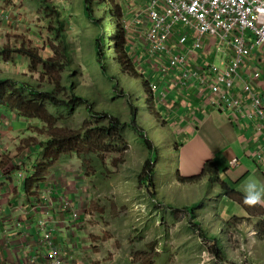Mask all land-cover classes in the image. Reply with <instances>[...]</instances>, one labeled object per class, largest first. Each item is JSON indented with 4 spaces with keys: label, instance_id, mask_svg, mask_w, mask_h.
<instances>
[{
    "label": "rangeland",
    "instance_id": "rangeland-1",
    "mask_svg": "<svg viewBox=\"0 0 264 264\" xmlns=\"http://www.w3.org/2000/svg\"><path fill=\"white\" fill-rule=\"evenodd\" d=\"M49 1L57 6L64 16L71 52L79 67L77 92L96 101L94 104L97 111H108L123 121L130 120L135 106L140 126L149 132L148 136L159 147V198L156 202L148 195L145 185L139 183V177L145 176L143 168L148 158V150L134 131L124 130L121 140L107 145V148H110L108 154L101 152L87 157L86 162L90 167H104L108 173V177L87 178L90 197L84 199L86 204L79 206L84 214L89 216L86 220L88 227L83 234L88 238L90 263L229 264V261L219 260L211 252L213 242L207 238L216 237L221 240L224 251L236 252L246 257L241 259L242 264H259L256 258L264 254V235L257 230L263 221L262 215L255 216L257 213H251L248 218H242L247 219L246 221H231L227 225L225 220L228 217L218 210L219 203L214 198L204 200V194L210 192L203 181L190 185L178 182L177 175L180 173H176L177 159L171 155L165 156L171 154L173 147L166 146V142L161 139L162 136L167 138L169 135L163 116L154 102L146 105L138 81L123 73L119 74L118 64L112 56V44L105 45L109 49L111 47L105 65L109 74L120 78L116 88L101 71L95 47L100 30L86 19L82 12L85 11L86 0ZM115 3L121 4L119 0H115ZM97 4L93 3L94 17L101 20L105 7ZM0 6L13 17V22L7 25L10 30L8 38H0V47H24L45 59L54 55L52 47L58 43L49 28H54L55 25L40 8L37 9L32 0H3ZM109 31L106 30V36ZM31 65L32 61L22 54H14L7 59L0 57V77L26 75L27 79L34 76L33 82L39 81L43 68L39 65L38 69L33 71ZM54 114L59 121L50 126V129L36 120L41 142L48 140L52 128L72 131L94 124L85 105L71 111L56 110ZM73 158L75 157L70 159ZM57 167L60 168L59 165ZM75 168L77 164L72 170ZM235 190L237 191L236 187ZM213 193L217 194L216 189ZM198 201L204 202L206 211L201 217L193 220L183 208ZM72 206L76 211L74 204ZM237 213V210L232 211L235 216ZM72 218L76 220L79 216ZM196 223L199 227L193 226ZM226 233L230 236V242H226L227 239L223 236ZM204 238L206 240H203ZM250 252L253 254H249Z\"/></svg>",
    "mask_w": 264,
    "mask_h": 264
},
{
    "label": "crops",
    "instance_id": "crops-1",
    "mask_svg": "<svg viewBox=\"0 0 264 264\" xmlns=\"http://www.w3.org/2000/svg\"><path fill=\"white\" fill-rule=\"evenodd\" d=\"M82 12L84 14V10ZM8 24H0V38L7 40ZM249 64L264 74V50L256 49L245 62V68ZM163 81L157 96L161 92L168 94V107L159 110L169 134L164 140L166 146H179L178 151L173 147L171 154L165 156L177 159L176 173L184 178L198 176L206 162L214 161L221 180L232 183L242 195L243 186L249 180L264 183V171L252 155L257 147L264 145V135H256L255 122L214 111L194 89H171L172 86ZM37 127L38 121L22 118L0 105V264H43L46 250L38 224L42 218L47 219L54 230L65 264H91L88 238L83 234L89 216L79 208L86 204L84 199L90 197L81 161L76 157L60 160L42 171L40 164L45 159L41 144L45 142L40 141ZM235 159L237 162L233 164ZM76 164L77 168L72 170ZM37 171L40 177L35 178ZM19 173H23V177H19ZM202 181L208 190L206 179ZM63 200L74 204L79 219L74 220L73 213L62 208ZM258 204L263 209L264 222V202ZM222 205L230 216L237 210L238 218H248L249 214L234 202L223 199ZM225 255L229 264H242L241 259L246 258L227 250ZM256 260L264 264V254Z\"/></svg>",
    "mask_w": 264,
    "mask_h": 264
},
{
    "label": "built area",
    "instance_id": "built-area-1",
    "mask_svg": "<svg viewBox=\"0 0 264 264\" xmlns=\"http://www.w3.org/2000/svg\"><path fill=\"white\" fill-rule=\"evenodd\" d=\"M120 1L127 52L159 110L168 107V94L157 96L164 79L171 89H194L214 111L254 121L256 135H264V74L244 65L256 49L264 50V0ZM10 22L0 6V24ZM252 155L264 171V145ZM62 208L78 218L69 200ZM38 224L43 264H65L48 220Z\"/></svg>",
    "mask_w": 264,
    "mask_h": 264
},
{
    "label": "trees",
    "instance_id": "trees-1",
    "mask_svg": "<svg viewBox=\"0 0 264 264\" xmlns=\"http://www.w3.org/2000/svg\"><path fill=\"white\" fill-rule=\"evenodd\" d=\"M32 1L37 5V9L40 8L44 15L52 19V23L55 26L54 28H49V30L58 45L54 44L52 47L54 55L47 59L42 58L35 51L24 47L17 49H11L9 46L0 47V57L7 59L14 54H22L32 61L31 69L33 71H36L39 65L43 68L42 73L39 74V81L35 82H33L34 76H30V79H27L26 75L0 77V105L11 109L22 118L42 122L47 129H50V126L52 127V125H55L59 121L54 114L56 110L71 111L72 109L79 108L81 105L86 106L87 113L93 118L94 124L72 131L64 128H52L48 140L44 144H41L45 159V162L40 164L41 166L39 165L42 171H46L49 166L56 164L62 159H70L73 156L81 161L82 172L85 177H97L98 179L102 176L108 177V173L104 167L101 169L90 167L86 162L87 157L101 152L108 154L110 148H107V145H112L113 142L121 140L124 130L129 129L134 131L148 150V158L143 168L145 176L143 178L142 176L139 177V183L140 185H145L148 195L156 202L159 198V180L157 178L159 147L148 136L149 132L140 126L137 114L135 113V106L130 120L123 121L119 116H115L108 111H97L94 104L97 103L96 101L85 98L77 92L79 67L76 65L71 52V45L65 30L64 16L61 10L49 0ZM94 2H97L99 6L105 7L104 16L101 20L94 17ZM84 16L100 30L95 47L98 64L104 76L116 88L120 78L109 74L105 65V61L109 58L111 51V47L109 49L105 45L109 43L107 46L113 45L112 56L115 57L114 60L118 63L119 74L123 73L132 80L139 82L143 96L147 102L146 105L154 102L148 83L136 74L131 58L126 52L127 41L125 40V33L120 22V18L122 17L121 7L115 3V0H86ZM107 29L110 31L106 36ZM161 139L166 141L163 136ZM173 147L175 151H178L179 146L177 144ZM33 177H40V172H35ZM177 179L179 183L187 185L199 184L202 180L206 179L210 194H207L204 200L207 201L214 198L219 203L218 210L221 211V214L223 213L228 217L225 220L227 225L231 221L241 223L247 219L243 220L234 215L230 216L224 207L221 206L223 199L230 200L239 205L249 215L257 213L255 216H263V209L258 203L255 205L245 204L243 202V195L235 190L233 184L227 180H221L219 170L214 161L206 162L202 173L198 176L184 178L178 174ZM215 189L217 190V194H213ZM183 209L193 220L201 217L206 211L203 201L194 202ZM193 226L199 227L198 223L193 224ZM257 230L260 234L264 235L263 221H261ZM200 235L202 234L200 233ZM223 236L226 237V242L231 241L228 233ZM203 240H206V238ZM207 240L213 242L211 252L219 260L225 259L226 255L223 244L220 242L221 240L216 237H209Z\"/></svg>",
    "mask_w": 264,
    "mask_h": 264
},
{
    "label": "clouds",
    "instance_id": "clouds-1",
    "mask_svg": "<svg viewBox=\"0 0 264 264\" xmlns=\"http://www.w3.org/2000/svg\"><path fill=\"white\" fill-rule=\"evenodd\" d=\"M243 202L248 205H255L264 202V183L249 180L242 189Z\"/></svg>",
    "mask_w": 264,
    "mask_h": 264
},
{
    "label": "bare ground",
    "instance_id": "bare-ground-1",
    "mask_svg": "<svg viewBox=\"0 0 264 264\" xmlns=\"http://www.w3.org/2000/svg\"><path fill=\"white\" fill-rule=\"evenodd\" d=\"M120 1V0H119ZM121 2V1H120ZM122 4L124 5V6H122ZM120 7H121V10H122V17L120 18V22H121V25H122V21L124 20V16H125V12H126V9H125V4L124 3H122L121 2V4H118ZM122 28H123V26H122ZM126 52H127V48H126ZM128 53V52H127ZM129 55V54H128ZM132 61V60H131ZM133 63V62H132ZM116 64H118V63H116ZM134 66V65H133ZM135 68V67H134ZM135 71H136V69H135ZM136 74L138 75V76H141L142 77V75H139L138 74V72L136 71ZM63 203V202H62ZM58 245V244H57ZM59 246V245H58ZM60 249H61V247H60ZM63 254V253H62ZM63 258H64V256H63ZM64 263H65V260H64Z\"/></svg>",
    "mask_w": 264,
    "mask_h": 264
}]
</instances>
